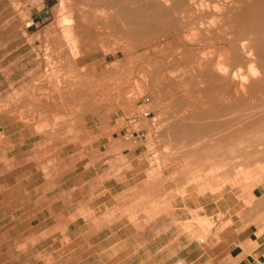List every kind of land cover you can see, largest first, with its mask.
<instances>
[{
    "label": "rangeland",
    "instance_id": "rangeland-1",
    "mask_svg": "<svg viewBox=\"0 0 264 264\" xmlns=\"http://www.w3.org/2000/svg\"><path fill=\"white\" fill-rule=\"evenodd\" d=\"M82 1L0 0V264H264V0Z\"/></svg>",
    "mask_w": 264,
    "mask_h": 264
},
{
    "label": "bare ground",
    "instance_id": "bare-ground-1",
    "mask_svg": "<svg viewBox=\"0 0 264 264\" xmlns=\"http://www.w3.org/2000/svg\"><path fill=\"white\" fill-rule=\"evenodd\" d=\"M65 1V0H64ZM86 1V0H85ZM85 1H82V2H85ZM96 1V0H95ZM94 1V2H95ZM108 1V0H107ZM111 1V0H110ZM113 1V0H112ZM116 1H118V0H116ZM121 0H119V2H120ZM141 1V0H140ZM147 2H148V0H146ZM171 1V2H170ZM169 2H170V4H171V6H172V10L174 11V12H176V13H179V12H186L185 14L186 15H188V13H192V12H197V10L199 9V5H197L201 0H199V2H197V1H195V0H170ZM207 1V0H206ZM205 1V2H206ZM251 1V0H250ZM249 1V2H250ZM254 1V0H253ZM70 2H71V0H70ZM89 2H90V0H89ZM99 2V1H98ZM100 2H102V1H100ZM104 2H105V0H104ZM119 2H116L117 4H115V5H118V4H120ZM125 2H126V0H125ZM136 2V1H135ZM143 2V1H142ZM145 2V1H144ZM235 2V1H234ZM69 3V2H68ZM72 3V2H71ZM92 3V2H91ZM105 3H108V2H105ZM111 3V2H110ZM115 3V2H114ZM113 3V4H114ZM121 3H123V1H121ZM138 3V2H137ZM154 3V2H153ZM200 3H202V2H200ZM208 3V2H207ZM211 3V2H210ZM217 3V2H216ZM215 3V5L214 6H219V5H217ZM253 3V2H252ZM94 4H96V3H94ZM101 4V3H100ZM109 4V3H108ZM148 4V3H147ZM155 4V3H154ZM214 4V3H213ZM212 4V5H213ZM236 4V3H235ZM70 5V4H69ZM97 5V4H96ZM95 5V6H96ZM139 5H140V3H139ZM158 6H160L159 4H157ZM201 5V4H200ZM207 5H209V4H207ZM206 5V6H207ZM220 5H222V4H220ZM74 6V5H73ZM72 6V7H73ZM101 6V5H100ZM120 6H121V4H120ZM119 6V7H120ZM123 6V5H122ZM141 6V5H140ZM162 6V5H161ZM224 6V5H223ZM226 6H227V4H226ZM91 7V6H90ZM89 7V8H90ZM99 7V6H98ZM110 7V6H109ZM113 7V6H112ZM124 7H127L128 8V6H124ZM130 7H132V6H130ZM129 7V8H130ZM142 7V6H141ZM150 7H152V5L150 4ZM154 7V6H153ZM201 8H204L202 5L200 6ZM209 6H207V8H208ZM215 7V8H216ZM249 7H250V4H249ZM97 8V7H96ZM140 8V7H139ZM138 8V9H139ZM145 8V7H144ZM148 8V7H147ZM146 8V9H147ZM214 8V9H215ZM226 8H228V7H226ZM233 8V7H232ZM239 8V7H238ZM91 9H93V6L91 7ZM102 9V8H101ZM111 10H112V8H110ZM115 11L117 10V8L115 9V8H113ZM131 9V8H130ZM130 9H128V10H130ZM133 9V8H132ZM132 9H131V13H133L132 12ZM146 9H144V10H146ZM152 9V8H151ZM151 9H148L149 11L151 10ZM165 9V8H164ZM169 9V8H168ZM219 9H221V8H219ZM94 10V9H93ZM92 10V11H93ZM99 10H100V7H99ZM99 10H97L96 11V9H95V12H99ZM121 10H125V8H122L121 7ZM121 10L119 11V9L117 10V11H119L120 12V14H121V17H123L122 16V13L124 12H122L121 13ZM154 10V9H153ZM153 10H151V11H153ZM155 10H157V9H155ZM155 10L153 11V16H155V14L157 13V12H155ZM161 10H163V7H162V9ZM160 9L158 10V11H161ZM171 10V9H170ZM210 10V9H209ZM217 10H218V7H217ZM116 11V12H117ZM126 11V10H125ZM137 11V10H136ZM138 11H141V10H138ZM138 11L137 12H135V14L136 13H138ZM151 11H150V13H151ZM166 11H168V10H166ZM202 11H203V9H202ZM219 11V10H218ZM231 11V10H230ZM237 11H238V9H237ZM239 11H241V10H239ZM238 11V12H239ZM71 12V11H70ZM101 12H102V10H101ZM110 12V11H109ZM108 12V13H109ZM142 12V11H141ZM141 12H140V14H141ZM146 12V11H145ZM164 12V11H163ZM201 12V11H200ZM227 12H228V10H227ZM244 12H245V10H244ZM252 12L253 13H255L256 14V16H258L259 18H261V20L262 21H264V5H262V4H260V5H255L254 4V8L252 9ZM251 12V13H252ZM103 13V12H102ZM118 13V12H117ZM115 14V15H119V14ZM150 13H149V15H150ZM167 13V12H166ZM171 13H173L172 11H171ZM231 13V12H230ZM232 13H234V12H232ZM240 13H242V11L240 12ZM71 14V13H70ZM93 14V13H92ZM91 14V15H92ZM95 14V13H94ZM128 14V13H127ZM126 14V15H127ZM168 14V13H167ZM167 14H166V16H167ZM170 14V13H169ZM228 14H229V12H228ZM238 14V13H237ZM96 15V14H95ZM128 15H131V14H128ZM142 15V14H141ZM201 15V14H200ZM240 15V14H239ZM72 16V15H71ZM97 16V15H96ZM108 16H110L109 14H108ZM139 16V15H138ZM146 16H147V14H146ZM164 16H165V13H164ZM172 16V15H171ZM234 16H235V14H234ZM248 16V15H247ZM253 16V15H252ZM255 16V15H254ZM255 16V17H256ZM68 17V16H67ZM93 17V16H92ZM101 17V16H100ZM103 17V16H102ZM113 17V16H112ZM145 17V16H144ZM144 17H142V19L144 20V21H142L143 23L145 22V18ZM150 17H151V19H152V15H150ZM157 17V16H156ZM160 17H161V15H160ZM197 17V16H196ZM212 17V16H211ZM231 17V16H230ZM66 18V17H65ZM69 18H70V16H69ZM73 18V17H72ZM159 18V17H158ZM219 18V17H218ZM228 18V17H227ZM248 18V17H247ZM263 18V19H262ZM75 19V18H74ZM130 19V18H129ZM150 19V20H151ZM153 19H154V21H158V20H156L154 17H153ZM152 19V20H153ZM161 19V18H160ZM167 19V18H166ZM175 19H177V18H175ZM255 19H257V18H255ZM114 20V19H113ZM117 20V19H116ZM165 20V19H164ZM178 20V19H177ZM209 20H211V19H209ZM245 20H246V18H245ZM110 21V20H109ZM130 21V20H129ZM160 21V20H159ZM176 21V20H175ZM213 21V20H212ZM219 21V20H218ZM252 21V20H251ZM254 21H256V20H254ZM262 21H260V22H262ZM70 22V21H69ZM85 22V21H84ZM98 22V21H97ZM101 22V21H100ZM112 22V21H111ZM114 22H116V21H114ZM121 22V21H120ZM122 22H124V21H122ZM148 22H149V19H148ZM153 22V21H152ZM151 22V23H152ZM162 22H164L163 21V19H162ZM172 23H173V21H171ZM211 22V21H210ZM215 22V21H214ZM258 22H259V20H258ZM117 23V22H116ZM129 23V22H128ZM153 23H155L156 24V22H153ZM161 23V22H160ZM168 23V22H167ZM170 23V22H169ZM202 23V22H201ZM211 23H213V22H211ZM256 23V22H255ZM70 24V23H69ZM74 24V23H73ZM79 24V23H78ZM105 24V23H104ZM127 24V23H126ZM133 24V23H132ZM135 24V23H134ZM146 24V23H145ZM150 24V23H149ZM161 24H163V23H161ZM186 24H187V21H186ZM219 24V23H218ZM239 24V23H238ZM66 25V24H65ZM137 25H139V23L137 24ZM146 25H148V24H146ZM164 25V24H163ZM175 25V24H174ZM179 25V24H178ZM189 25V24H188ZM68 26V25H67ZM113 26V25H112ZM114 26H116L115 24H114ZM125 26V25H124ZM140 26V25H139ZM139 26H137V28L139 27ZM150 26V25H149ZM156 26H158V25H156ZM168 26V25H167ZM190 26V25H189ZM225 26V25H224ZM101 27V26H100ZM119 27V26H118ZM163 27V26H162ZM164 27H165V25H164ZM175 27L177 28V25H175ZM221 27V26H220ZM249 27V26H248ZM70 27L68 26V28L67 29H69ZM72 28H73V26H72ZM80 28V27H79ZM127 28V27H126ZM142 28V27H141ZM159 28H161L160 27V24H159V27H158V29ZM213 28V27H212ZM233 28V27H232ZM253 28V27H252ZM259 28V27H258ZM257 28V29H258ZM263 28V27H262ZM74 29V28H73ZM73 29H72V31H73ZM99 29H101V28H99ZM157 29V28H156ZM157 29V31H159ZM174 29V28H173ZM180 29V28H179ZM223 29V28H222ZM228 29V28H227ZM115 30V29H114ZM143 30V29H142ZM178 30V29H177ZM196 30V29H195ZM224 30V29H223ZM255 30H256V28H255ZM97 31V30H96ZM99 31V30H98ZM147 31V30H146ZM150 31V30H149ZM174 31H176V30H174ZM193 31V30H192ZM261 30H258V32H260ZM69 32V31H68ZM119 32V31H118ZM177 32V31H176ZM205 32H207V31H205ZM239 32H241V31H239ZM252 32H254V31H252ZM257 32V31H256ZM256 32H254V34H255V36L257 37V35H256ZM258 32H257V34H258ZM70 33V32H69ZM96 33V32H95ZM187 33V32H186ZM226 33V32H225ZM71 34V33H70ZM119 34V33H118ZM121 34H122V32H121ZM158 34V33H157ZM185 34V33H184ZM210 34V33H209ZM212 34V33H211ZM260 34H264V33H260ZM72 35V34H71ZM152 35V34H151ZM206 35V34H205ZM220 35V34H219ZM229 35V34H228ZM244 35V34H243ZM143 36V35H142ZM141 36V37H142ZM218 36V35H217ZM246 36V35H245ZM249 37L248 39H249V41H248V39H246V38H238L237 37V39L235 40V44L234 45H236V46H240L241 48H242V52H244L245 54H248V56L250 55H255V60L254 61H256V62H262V60H264V39L262 40V42H260V43H256L257 41H254L255 39H256V37ZM115 37H118V36H115ZM123 37H125V36H123ZM122 37V38H123ZM149 37H151V36H149ZM243 37V36H242ZM81 38V37H80ZM145 38V37H144ZM228 38V37H227ZM226 38V39H227ZM84 39V38H83ZM126 39V38H125ZM124 39V40H125ZM148 39V38H147ZM159 39V38H158ZM157 39V40H158ZM205 39V38H204ZM209 39V38H208ZM259 39V38H258ZM132 40V39H131ZM149 40H151V38L149 39ZM231 40V39H230ZM244 40H246L247 42H244ZM102 41H103V39H102ZM123 40H121V42H122ZM126 41V40H125ZM127 41H129L130 42V40H127ZM163 41V40H162ZM205 41V40H204ZM208 41V40H207ZM129 42H127V43H129ZM188 42V41H187ZM201 42V41H200ZM139 43H141V42H139ZM232 43V42H231ZM142 44V43H141ZM207 45V44H206ZM211 45V44H210ZM104 46V45H103ZM140 46V45H139ZM187 46V45H186ZM160 47H162V46H160ZM207 47V46H206ZM211 47V46H210ZM217 47V46H216ZM225 47V46H224ZM104 48V47H103ZM159 48V47H158ZM202 48V47H201ZM203 48H205V47H203ZM208 48V47H207ZM212 48H214V47H212ZM225 48H227V47H225ZM232 48V47H231ZM206 49V48H205ZM211 49V48H210ZM233 49V48H232ZM157 50V49H156ZM192 50H194V49H192ZM204 50V49H203ZM207 50V49H206ZM213 50V49H212ZM218 50V49H217ZM165 51V50H164ZM198 51V50H197ZM208 51V50H207ZM214 51V50H213ZM220 51V50H219ZM219 51H218V53H219ZM227 51H229L228 49H227ZM226 51V52H227ZM202 52H205V51H202ZM209 52V51H208ZM222 52H225V51H222ZM207 52H205L204 54H206ZM210 53V52H209ZM212 53V52H211ZM201 54V53H200ZM222 54V53H221ZM223 54H225V55H229V54H231V53H223ZM201 55H203V53L201 54ZM210 55V54H209ZM216 56H218V55H220V53L217 55V54H215ZM139 56V55H138ZM172 56V55H171ZM190 56V55H189ZM203 57V56H202ZM220 57V56H219ZM227 57V56H226ZM225 57V58H226ZM221 59V58H220ZM227 59L229 60V58L227 57ZM231 59V58H230ZM240 59V58H239ZM245 59H246V57H245ZM225 60V59H224ZM153 61V60H152ZM155 61V60H154ZM253 60H250V62H252ZM75 62V61H74ZM150 62V61H149ZM162 62V61H161ZM174 62V61H173ZM223 62V61H222ZM226 62V61H225ZM229 62V61H228ZM238 62H241V61H238ZM249 62V61H248ZM248 62H246V64L245 65H249L248 64ZM147 63V62H146ZM213 63V62H212ZM230 63V62H229ZM131 64V63H130ZM137 64V63H136ZM164 64V63H163ZM172 64V63H171ZM216 64V63H215ZM215 64H213V65H215ZM232 64V63H231ZM150 65V64H149ZM166 65V64H165ZM168 65V64H167ZM218 65H219V60H218ZM232 65H234V64H232ZM263 66V65H262ZM216 67H218L217 65H216ZM221 67H223V66H221ZM221 67H218V69H220ZM238 67H240V68H242L241 66H238ZM248 67V66H247ZM198 68V67H197ZM200 68V67H199ZM249 68V67H248ZM253 68L254 67H252V71H255L257 68H255L254 70H253ZM263 68V67H262ZM213 69H215V68H213ZM223 69V68H222ZM225 69V68H224ZM223 69V70H224ZM243 69V68H242ZM250 69V68H249ZM249 69H247V72L249 71ZM260 69V68H259ZM258 69V70H259ZM158 70V69H157ZM222 70V71H223ZM236 70H237V68H236ZM235 70V71H236ZM161 71H162V69H161ZM167 71V70H166ZM226 71V70H225ZM242 70H240V72H241ZM250 71H251V69H250ZM252 71H251V73H252ZM205 72V71H204ZM218 72V71H217ZM263 72V71H262ZM229 73H232V72H229ZM236 73H239V72H236ZM246 73V72H245ZM250 73V72H249ZM248 73V74H249ZM255 73V72H254ZM256 73H257V71H256ZM264 73V72H263ZM220 74H222V73H220ZM240 74V73H239ZM247 73H246V75H248ZM205 75V74H204ZM224 75V74H223ZM228 75V74H227ZM242 75H244V74H241V77H242ZM217 76H219V75H217ZM226 76V75H225ZM224 76V77H225ZM239 77H240V75H238ZM237 76V77H238ZM251 76V75H250ZM252 76H254V74H252ZM183 77V76H182ZM238 77V78H239ZM240 77V78H241ZM247 77V76H246ZM200 79V78H199ZM205 79V78H204ZM219 79V78H218ZM222 79V78H221ZM246 79V78H245ZM192 80V79H191ZM216 80V79H215ZM229 80V79H228ZM234 80V79H233ZM240 80V79H239ZM244 80V79H243ZM251 80V79H250ZM255 80V79H254ZM256 81V80H255ZM241 82V81H240ZM246 82V81H245ZM199 83H202V82H200L199 81ZM183 84V83H182ZM251 85V84H250ZM261 85V84H260ZM263 86V85H262ZM247 87V86H246ZM253 87H255V86H253ZM76 88V87H75ZM229 88V87H228ZM241 88V87H240ZM78 90V89H77ZM261 90V89H260ZM237 90L235 89V92H236ZM77 92V91H76ZM80 92V91H79ZM252 92V91H251ZM250 92V93H251ZM254 92V91H253ZM60 94V93H59ZM82 94V93H81ZM210 94V93H209ZM236 94H237V96L238 95H240V94H238V92H236ZM244 94H247L246 92L244 93ZM73 95H74V93H73ZM76 95V94H75ZM78 95V94H77ZM253 95V94H252ZM256 95V94H255ZM259 95V94H258ZM160 96V95H159ZM250 96V95H249ZM60 97V96H59ZM78 97V96H77ZM224 97V96H223ZM238 97H240V96H238ZM248 100V99H247ZM251 100V99H250ZM241 101V100H240ZM239 103V102H238ZM242 103V102H241ZM250 103H252V102H250ZM234 104H235V101H234ZM255 104H257V102L255 103ZM225 106V105H224ZM233 109V108H232ZM237 109H239V108H237ZM237 109H236V111H237ZM197 110H198V108H197ZM200 110H201V108H200ZM233 111H234V109H233ZM239 111V110H238ZM237 111V113H239V112H241V111H239L238 112ZM243 113V112H242ZM245 113V112H244ZM250 113V112H249ZM248 114V113H247ZM251 115V114H250ZM253 115H254V113H253ZM258 115V114H257ZM244 116H246V115H244ZM259 116H260V114H259ZM258 116V117H259ZM262 116H264V115H262ZM255 117H256V115H255ZM251 118H254V117H251ZM260 118H261V116H260ZM263 118V117H262ZM246 119V118H245ZM250 119V118H249ZM251 121V120H250ZM261 121V120H260ZM221 123V122H220ZM213 125V124H212ZM250 125H252V124H250ZM211 127V126H210ZM215 127V126H214ZM252 127V126H251ZM216 129V128H215Z\"/></svg>",
    "mask_w": 264,
    "mask_h": 264
},
{
    "label": "built area",
    "instance_id": "built-area-1",
    "mask_svg": "<svg viewBox=\"0 0 264 264\" xmlns=\"http://www.w3.org/2000/svg\"><path fill=\"white\" fill-rule=\"evenodd\" d=\"M150 101L149 97H146L144 99V104H148ZM142 114L144 116L150 115V111L148 109H142ZM138 113L134 114L131 119L129 120L130 122H135L138 119ZM125 136L127 139L131 140L134 143H139V144H146L148 142L149 136L146 130L142 128H136L134 125L129 126V128L126 129Z\"/></svg>",
    "mask_w": 264,
    "mask_h": 264
},
{
    "label": "crops",
    "instance_id": "crops-1",
    "mask_svg": "<svg viewBox=\"0 0 264 264\" xmlns=\"http://www.w3.org/2000/svg\"><path fill=\"white\" fill-rule=\"evenodd\" d=\"M243 242H247L248 243V246H251L253 243V239L252 238H245V239H243ZM264 245V242H262L261 244H259L255 249H254V252H255V254L258 256V257H260L261 255H262V257L261 258H263V255H264V251H262V252H260V251H258L259 250V248H261L262 246ZM257 251V252H256ZM229 256H234V252L233 251H230V253L229 254H227L225 257H223L224 259H228V257ZM261 260V259H260ZM259 264H260V262H259Z\"/></svg>",
    "mask_w": 264,
    "mask_h": 264
},
{
    "label": "water",
    "instance_id": "water-1",
    "mask_svg": "<svg viewBox=\"0 0 264 264\" xmlns=\"http://www.w3.org/2000/svg\"><path fill=\"white\" fill-rule=\"evenodd\" d=\"M42 17H44V15L42 14Z\"/></svg>",
    "mask_w": 264,
    "mask_h": 264
}]
</instances>
